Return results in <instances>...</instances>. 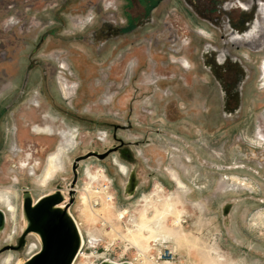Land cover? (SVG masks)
Returning a JSON list of instances; mask_svg holds the SVG:
<instances>
[{
  "label": "rangeland",
  "instance_id": "obj_1",
  "mask_svg": "<svg viewBox=\"0 0 264 264\" xmlns=\"http://www.w3.org/2000/svg\"><path fill=\"white\" fill-rule=\"evenodd\" d=\"M27 1L32 13L27 11ZM105 2L119 8V17L126 18L136 16L137 11L146 12L151 0ZM79 5L78 0H0V188H4L0 208L8 217L6 231L0 233V250L19 245L23 185L38 195L57 183L67 185L73 178L74 158L110 146L116 141L113 123L126 124L129 118L134 126L118 129L117 136L126 140L149 138L134 146L146 162L138 174L137 193L131 198L124 196L128 166L118 154L103 160L94 155L81 160L72 212L82 224L85 243L84 254L74 264H98L103 258L145 263L139 252H146L148 260L163 238L152 237L148 228L140 233L141 217L145 212L152 217L168 201L173 208L163 222L167 228L178 229L179 238L164 240L170 241V249L189 264H264V201L259 199L264 197V59L260 62L264 53L255 57L249 53L254 58L247 60L252 78L235 122L232 116L222 115L219 85L194 59L198 45L190 47L192 56L184 53L187 58L174 59L180 63L171 64L163 55L164 49L155 46V26H149L129 39H112L105 49L98 50L96 44L83 39L91 14L82 15L84 7ZM234 53L248 55V50ZM36 60L43 62V67L31 65ZM62 60L64 68L73 64L74 76L67 72V81L60 77V82ZM80 67L84 70L79 71ZM79 72L86 76L84 83ZM163 75L182 79L192 88L208 80L209 85L202 87L207 88V100L198 102L197 90L201 88L184 89L190 102L178 104L171 99L166 106L164 101L175 92L172 88L164 89V94L158 91L156 81ZM63 84H67V92ZM42 88L50 92L54 105L45 102ZM21 122L29 123L33 133H46L52 126L57 134L56 146L47 147L45 153L38 152L39 135L24 139L34 151L32 157L42 160L36 170L16 164L19 160L15 156L20 152H15L19 148L15 139ZM68 140L72 145L63 153V165L56 163L48 176L50 156ZM193 145L199 150L198 161L188 149ZM209 159L216 164L243 161L259 173L241 167L217 168ZM160 162L164 164L161 168ZM171 170L178 173L182 184L175 182ZM235 179L251 181L255 187L236 184ZM8 202L18 208L17 222L9 218ZM122 211H127L124 218ZM227 232L246 244H255L256 251L237 244ZM39 248L35 237L28 235L21 249L0 251V264L24 262Z\"/></svg>",
  "mask_w": 264,
  "mask_h": 264
},
{
  "label": "flooded vegetation",
  "instance_id": "obj_2",
  "mask_svg": "<svg viewBox=\"0 0 264 264\" xmlns=\"http://www.w3.org/2000/svg\"><path fill=\"white\" fill-rule=\"evenodd\" d=\"M102 1L78 0L80 3L79 7H84V9L81 11L83 14L77 13L76 15L91 14V24L85 23L86 33L83 36L85 41L90 44H96L98 50H102L106 48V45L112 39L124 37L129 39L128 37L132 36V34L141 32L144 28L155 26V46L164 49L163 55L165 59L170 60L171 64L180 63L175 61L176 59L187 58L184 53H189L192 56L193 53L189 50L190 47L198 45L199 50L194 59L198 60L206 73L212 76V82H216L219 85L223 100L222 115L232 116L237 122L236 118L240 117L243 110L245 87L248 86L250 78H252V69L248 67L247 60L250 61L254 58L250 57L249 53L253 54L254 57L257 53H264V0H151L146 12L137 11L138 14L136 16L126 15V18L119 17V8L104 9ZM76 10H79V8ZM209 30L212 32V35L209 34L210 36L208 35ZM238 49L248 50V55L240 56L239 53L235 54L234 50ZM34 63L42 65V67L44 64L36 60L31 65ZM186 63L188 64L187 61ZM68 64L69 67L73 65ZM83 70L84 68H79V71ZM69 73L73 74L72 69ZM80 74L83 73L79 72V76L84 83L86 76ZM60 77L66 80L64 75H60V82ZM181 81L182 79L178 80L164 75L156 81L158 82V91H161L162 94H164V89L168 88H172L171 91L175 92L170 94L169 100L164 101L166 106L169 105L168 103L171 99H174L178 104L183 100L190 102V98L186 99L187 96L184 94V89L194 91L201 88L197 90L200 93L198 102L203 99L207 100V88L202 89V87L209 85L208 80L207 82H197L196 85L199 84V86L195 88L187 84L184 85ZM67 84H63V91L65 92L68 90ZM42 90L45 92L44 99L50 105H54L53 100L49 98L50 92L46 88H42ZM202 90H205L204 93ZM77 98H75L76 101H78ZM180 111L184 112V114L187 112L183 108ZM113 126V136L116 141L103 151H91L104 153L109 148H115L108 157L111 158L113 154H118L128 166L127 179L135 178L139 182L138 174L146 162L137 153L134 146L136 144H145L143 142L149 140V138L145 140H126L119 135L117 136L118 129H130L134 126L129 118L126 124L113 123ZM38 127L43 128V126H35V128ZM53 132L54 129L50 126V130L46 134H52ZM190 148L191 146L188 149ZM241 164L245 165L244 162ZM31 169L34 168L31 167ZM171 172L176 171L171 170ZM176 174L178 175L177 172ZM172 178L177 182L174 175ZM234 183L243 186L249 185L251 189L255 187L253 182L245 181V179H235ZM229 207L230 204L227 206L226 212L229 211Z\"/></svg>",
  "mask_w": 264,
  "mask_h": 264
},
{
  "label": "water",
  "instance_id": "obj_3",
  "mask_svg": "<svg viewBox=\"0 0 264 264\" xmlns=\"http://www.w3.org/2000/svg\"><path fill=\"white\" fill-rule=\"evenodd\" d=\"M114 150L115 148H109L104 153L90 151L87 154L76 156L72 163V180L67 185L57 183L53 189L38 198L33 195L28 186H23L21 195L23 224L20 228L19 245H7L0 251H5L8 248L21 249L26 245L27 236L33 235L40 248L21 264H74L85 243L84 233L72 212V205L76 200L81 160L93 155L103 160ZM211 164L221 169L232 167L225 164ZM138 184L135 178H128L123 185L124 196L126 198L134 197L138 190ZM259 199L264 201V197H259ZM6 224V213L0 208V233L6 231ZM227 234L237 244L256 251L255 244H246L242 238L228 232ZM99 264H133V262L106 258Z\"/></svg>",
  "mask_w": 264,
  "mask_h": 264
},
{
  "label": "bare ground",
  "instance_id": "obj_4",
  "mask_svg": "<svg viewBox=\"0 0 264 264\" xmlns=\"http://www.w3.org/2000/svg\"><path fill=\"white\" fill-rule=\"evenodd\" d=\"M75 137L77 139V134H74V138ZM71 145H72V143L70 142V140L63 142L60 145V147L58 148V152L53 153V155L50 156L51 157L50 158V165L51 166L47 169V175L48 176H50L51 173L53 172V169L55 168L56 163L59 164L60 167L63 165V153L65 151L69 150ZM173 175L176 177L177 183L182 184L180 179H178L179 177L176 174V172H173ZM2 192H3V190L0 189V200L2 199V195H1ZM7 205L9 206L8 209H7L8 213H9V218L13 222H17V220H18V217H17L18 208H17V206L12 204V203H10V202H8ZM172 208H173L172 202L168 201L166 203V206L164 207V209L163 210H157L156 213L152 217H150L148 215V213L145 212L142 215V217H141V224H140L139 232L143 233V231L146 228H148L150 230V233L153 235L152 237H157V239L162 237L163 239H160V241L157 242L156 245H160V243L167 237H172V238H175L176 240H178V238H179L178 229H176V228H167L164 225V222H163L165 217L167 216V214L171 213ZM5 213H6V211H5ZM126 213H127V211L120 212L121 218H124L126 216ZM6 216H7V213H6ZM177 219H178V217H177ZM7 221H8V217H7ZM78 223H79V225L81 227L82 226L81 222L78 221ZM81 229H82V227H81ZM168 242H170V241H168ZM89 243L94 244L95 241H93V240L90 241L89 240ZM81 252H82V250H81ZM81 252L79 253L78 257H80V255L84 254V251H83V253H81ZM139 253H140L139 255L141 257H143L142 258V262H144V260H146L144 264H153V262H152V260H150V258L147 260L148 256L146 255V252H139ZM103 259H106V258H103ZM8 262H9V260H8ZM21 262H22V260H20L18 262V264H21ZM133 264H135V263L133 262Z\"/></svg>",
  "mask_w": 264,
  "mask_h": 264
},
{
  "label": "crops",
  "instance_id": "obj_5",
  "mask_svg": "<svg viewBox=\"0 0 264 264\" xmlns=\"http://www.w3.org/2000/svg\"><path fill=\"white\" fill-rule=\"evenodd\" d=\"M45 102L48 104L49 102H47L46 100H45ZM45 104V103H44ZM35 123V122H34ZM33 123V124H34ZM42 123V122H41ZM18 132H16V138L17 139H15V143L17 144L16 146H19V148L17 149V151H15V152H20V153H14L13 151H12V153H14V154H17L16 156H15V158H17L18 160H19V162L18 161H16L17 163L16 164H18V163H20V165H22V167H28V166H31L32 168H34L35 167V170H36V168H37V166L39 167V164L41 163V161L42 160H40V158L39 157H32V153L34 152L31 148H30V146L28 145V143H27V140H24V139H27V137L28 136H30V140H33V136L34 135H39L40 137H39V139L37 140V142H38V152L39 151H44V153L45 152H47L48 150H45L47 147H48V149L49 148H53V147H55L56 146V144H57V142H58V138H57V134H55V133H52V134H46V133H39V132H35V133H33V131H32V128H31V126L29 125V123L27 124V125H25V124H23L22 122H21V124H20V126L18 127V130H17ZM29 134V135H28ZM46 135V136H45ZM22 146V147H21ZM190 150L192 151V156H194V159H196L197 161L199 160V150L193 145V146H191V148H190ZM194 152V153H193ZM144 154V153H143ZM202 160H205L206 162H207V160L208 159H202ZM210 161H212L211 159H209ZM215 160V159H214ZM212 162H215V163H217L216 161H212ZM177 163H179L180 164V162H177ZM223 163H225L226 165H231L232 166V168H236V167H241L242 169H245L246 171H250L249 169H252V170H255V171H257L258 172V170H256L255 168H253V165L252 164H250V163H246V162H244L245 163V165H244V168H243V166L241 165V163H243V161H235V162H233V163H228V162H223ZM247 164V165H246ZM163 162H162V164H161V162H160V168L161 167H163ZM241 168H238V169H241ZM187 169V168H186ZM32 170V169H31ZM28 171V170H27ZM251 172V171H250ZM36 173V172H35ZM259 173V172H258ZM262 176H263V178H264V174H261ZM30 177H31V175H30ZM51 183V182H50ZM49 183V184H50ZM23 186H27L26 184L25 185H23ZM29 187V186H28ZM30 189H31V191H32V193H33V195L36 197V198H38L39 196H41V195H43V194H45V193H47L49 190H51V189H53V188H51V189H49L48 191H46V192H44L43 194H41V195H38V194H36L35 193V191H34V189H32L31 187H29ZM22 192V191H21ZM234 194V193H233ZM236 194V193H235Z\"/></svg>",
  "mask_w": 264,
  "mask_h": 264
},
{
  "label": "built area",
  "instance_id": "obj_6",
  "mask_svg": "<svg viewBox=\"0 0 264 264\" xmlns=\"http://www.w3.org/2000/svg\"><path fill=\"white\" fill-rule=\"evenodd\" d=\"M104 2H105V0H103V7H104V9L111 8V7H109L106 4V2L105 3ZM27 5L30 6V8L27 10L28 13H32V11H31L32 10L31 4H29L28 1H27V3H26L25 6H27ZM56 6L58 7L59 5L56 4ZM63 62H65V60H62L61 61L60 69H59V72H60L59 75H63V73H64V76L66 75L65 77H68L67 76V72L69 73L70 70H71V68L69 66H68V68H64L63 67ZM94 245H96V244L94 243ZM170 245H171V242H168V241L163 240L160 243V245L157 246V252H155L154 254L151 253V255L149 256V258H150V260H152L153 264H189L185 258H181V255L176 254V252H174L173 250H171L170 247H169ZM96 251H99V249L97 247H96ZM107 254L111 255L109 252H107ZM142 264H144V263H142Z\"/></svg>",
  "mask_w": 264,
  "mask_h": 264
}]
</instances>
